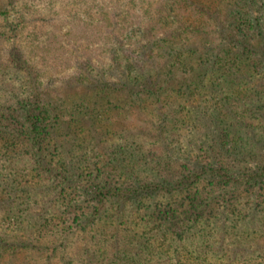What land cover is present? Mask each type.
Listing matches in <instances>:
<instances>
[{
    "label": "rangeland",
    "instance_id": "obj_1",
    "mask_svg": "<svg viewBox=\"0 0 264 264\" xmlns=\"http://www.w3.org/2000/svg\"><path fill=\"white\" fill-rule=\"evenodd\" d=\"M172 1L2 0L0 9L8 11V16L0 17V119H22V102L40 97L52 106L56 117H68L63 125L68 135L56 141L78 160L70 166L72 179H33L27 170L32 166L27 154L11 145L19 129L0 122V243L21 245L0 255V264H86V255L93 251L99 257L111 256L115 239L110 231L121 227L113 219L122 204L111 203L108 215L91 224L90 210L95 204L89 191L93 192L95 179L124 180L131 174V185L164 183L184 170L194 174L224 161L232 165L231 158L224 160L216 152L225 137L223 142L233 147L229 155L235 170L255 169L257 157L264 156V151L259 156L252 150L264 128V72L251 73L250 57L242 58L240 48L230 41L226 43L231 54H219L214 48L222 34L255 45L260 55L264 0H193L197 6L210 8L199 31L193 22L198 20L195 9L173 10ZM247 19L254 30L242 37L236 34L235 23ZM146 24L153 25V43L165 52L173 47L161 36L162 25L185 27L177 47L184 61L174 85L179 97L163 102L165 119L157 115L160 106L154 101L101 98L93 88L102 75L103 80H113L121 68L122 51L133 50L141 35L147 34ZM10 55L25 61L36 77L35 84L28 70L10 64ZM85 77L94 79V84H81ZM254 90L258 94L250 93ZM7 101L13 102L10 112H4L10 109L4 104ZM243 114L247 123L242 121ZM158 128L164 137L154 134ZM67 131L53 127L57 136ZM234 138L238 142L232 145ZM166 142L173 146L166 150L168 157L179 163L161 159ZM250 151L257 155L254 160L248 156ZM209 175L201 178L205 180L198 190L223 205L205 226L189 230L183 242L166 236L151 245L155 239L145 234L140 218L122 222L121 233L131 238L127 244L131 241L132 261L161 264L158 260L162 259L174 264L179 257L183 264L216 259L220 264H256L264 257V241L256 237L264 228V180L226 191ZM66 180L78 188L71 184L69 189ZM124 204L132 211L134 204Z\"/></svg>",
    "mask_w": 264,
    "mask_h": 264
},
{
    "label": "trees",
    "instance_id": "obj_2",
    "mask_svg": "<svg viewBox=\"0 0 264 264\" xmlns=\"http://www.w3.org/2000/svg\"><path fill=\"white\" fill-rule=\"evenodd\" d=\"M171 3H174V6L171 4L173 10L174 7L177 8V11H187L189 8L195 9L198 20L193 22L197 23V31L200 30V26H203L205 16L210 12V8L206 4L197 6L193 0H175ZM1 4L2 0H0V5ZM167 4L170 6L168 1ZM160 11H162V9ZM7 16L8 11L6 12L0 9V17L6 18ZM167 16H170V14L168 15L167 13ZM215 22L217 25L220 24L217 19H215ZM236 24H238L239 27H236ZM145 28L148 29L147 34L145 33L141 35L140 39L134 44L133 50L130 51V48H126L125 51H122L121 68L117 69V75L114 76L112 81L103 80L104 76L102 75L95 84V80L88 77H85V79L80 82H82L81 84H85V82H87V84L93 83L94 91L97 92L101 98L117 96L123 98L124 101L132 100L137 103L154 101L160 106L157 108V115L161 117V119L162 117L165 119V117L162 116V113L165 111L163 102H166L168 98H174V95L176 98L179 97L178 92L174 93V85L177 83V72L180 67L183 66L184 61L182 59L183 53L178 52L177 47L182 41V35L185 32L183 30H185V27L184 25L175 27H168V25L164 27V25H162L160 34L161 36H166L168 42L171 43V46L173 47V49L171 48L168 52L162 51L163 49L160 46H157L156 48L155 43H153V25L146 24ZM234 29L238 32H236V34L243 37L245 33L254 30V25L250 19H247V21H244L242 24H239V22L235 23ZM259 34L260 33H258V35ZM258 35H256V37ZM219 36L220 37L217 38V41H215L216 43L214 47L215 49H218L217 53L221 54L222 52H225L227 55L228 53L231 54V49L228 48L230 44L226 43L230 41L235 47L240 48V55L242 58L250 57V72L256 75L263 74L264 47H262L260 55H257L255 45L246 43V41L241 40V38L232 39L228 38L226 35L223 36L222 34ZM262 43L264 44V40ZM192 45H194V43H192ZM9 62L11 65L13 63L15 67H22V70H28V73H30V80L35 84L36 77L31 75V71L26 67L25 61L16 55H10ZM169 63H171V66L168 65ZM96 87L99 88V91ZM255 92L256 91L254 90L250 93ZM35 98L37 99L35 102L28 98L26 101L22 102V105H20L23 107L24 112L22 119L17 120L14 116H9L1 118L0 122L3 126L8 125L11 126V128L16 126L17 129H19L17 130L16 136L11 139V145L20 147L27 154L32 165L27 168V170L32 174L33 179H72V176H70L72 172L70 166L72 163H76L78 159L75 156L70 157L66 151H63L64 145H61L56 141L58 138H64L68 135V131L63 127L64 121L68 117L62 118L61 114L58 115L59 117H56L50 104L45 103L40 97L35 96L33 99ZM10 102L12 101H7L4 104H7V107L10 108L13 106V102L12 105H10ZM11 109L13 108L4 110V112H10ZM244 114L241 116L242 121L247 123L246 120L248 117ZM58 125L61 127V131H67V133L60 134V137L53 132V127ZM163 130L165 131L164 126ZM163 130L162 128L155 129L154 134H156L158 138L161 136L164 137L165 132ZM260 133L263 134H261L259 140L254 141L252 148V150L255 148L259 156V152L261 150L264 151V128L261 127ZM226 139L227 138L225 137L223 140ZM223 140V144L219 146V150L216 149V152L222 159L231 158L232 165L224 161L219 163L216 167L210 166L208 169L203 167L199 173L197 172L194 174L184 170L178 175H172L170 179H166L164 183L148 182L131 185L128 182L129 180L134 179V176L131 174L128 176V179L124 180L107 177L95 179L91 186L93 192L89 191L94 195L93 201L95 204L90 210V214L93 217L90 223L94 224L95 221L102 220V218L107 216L111 203H119L122 205L120 209H117V215L113 220L118 221L121 227L123 226L122 222H126V218H140L138 220L143 222V225L146 228L145 234L151 235V237L155 239L151 245L161 243L162 238H165L166 236H173L176 239V242H183L189 230H194V228L199 225L205 226L208 221L216 217L217 212L215 211H218L219 206L223 205L216 204V201L213 203L212 201L214 199H211V195L209 196L208 194L203 193V191L199 192L198 185L205 180L201 179L204 175L207 176L208 174H211L209 175L213 178L211 180H214L219 188H224L226 191L244 185L247 186L251 184L253 186L257 184L258 180H264L263 155L257 157L259 159H257L258 161L255 163L257 164L255 169L245 167L246 169L244 171L235 170L233 166L235 165L233 162L234 159L229 155L232 152L231 149L233 147H230L228 141L224 143ZM237 142L238 140L234 138L232 145L237 144ZM170 145L173 147L171 142L163 143V150H165L164 152L166 153L165 157L161 159L166 160L167 162L176 161V163H179L180 160L168 157L166 150H168ZM84 149H86V147ZM163 150L159 153L160 155L163 154ZM88 151H91V149ZM99 156L101 155H98V159L100 158ZM248 156L254 160V156L257 155L250 151ZM208 162L211 164L212 160H208ZM86 170L88 171V166H86ZM122 175L125 177L124 173H122ZM71 184L75 185L74 182L66 180V186L69 189L72 188ZM73 187L74 189L78 188L76 185ZM159 196L165 197L166 201L160 202L157 200ZM150 199H152V202H149ZM127 202H131L132 205L134 204L132 206V211L130 212L124 207V203ZM140 213L142 214L139 217ZM121 227H113L110 231L112 233L111 237L115 239V241H113L115 242V246L113 247L114 252L111 253L112 255L110 256L109 254L107 257V254H105L99 257L96 251H93L91 254H88V258L90 259H88L86 255V264H112L111 262L113 259L117 260V263L115 262L116 264L140 263V261H132L129 252L131 241L127 244L131 238L126 236V233L125 236L124 233H121ZM256 237L258 241H264V228L259 231ZM138 240L136 239V243ZM20 246V244L13 243L12 241L0 243V255L7 251L14 252V250H18ZM134 246H136V244ZM259 259L260 261L256 264H264V257H262V255ZM218 260L219 259H216L209 263L206 262L205 264H220ZM158 262L161 264H167L166 261L162 259H159ZM143 264L148 263L144 262ZM174 264H183V262L179 257H176V263Z\"/></svg>",
    "mask_w": 264,
    "mask_h": 264
}]
</instances>
